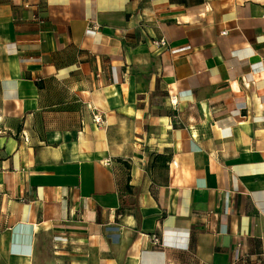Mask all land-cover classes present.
I'll use <instances>...</instances> for the list:
<instances>
[{
	"label": "crops",
	"instance_id": "obj_1",
	"mask_svg": "<svg viewBox=\"0 0 264 264\" xmlns=\"http://www.w3.org/2000/svg\"><path fill=\"white\" fill-rule=\"evenodd\" d=\"M237 242L264 264V0H0V264Z\"/></svg>",
	"mask_w": 264,
	"mask_h": 264
},
{
	"label": "built area",
	"instance_id": "obj_2",
	"mask_svg": "<svg viewBox=\"0 0 264 264\" xmlns=\"http://www.w3.org/2000/svg\"><path fill=\"white\" fill-rule=\"evenodd\" d=\"M221 33L225 34L226 30H223ZM152 44L156 47H167V41L164 37L153 39ZM176 100H177V98L175 96L170 97V102L172 104H175ZM92 121L94 123L100 125L103 123V118L98 112L92 111ZM150 237H151V241L153 242V244H159L160 243L157 235L151 234ZM228 264H247L246 255L241 251L240 243L237 242L235 244V246L233 248L231 260L229 261Z\"/></svg>",
	"mask_w": 264,
	"mask_h": 264
}]
</instances>
